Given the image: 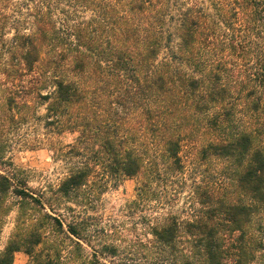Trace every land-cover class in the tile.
Here are the masks:
<instances>
[{
	"label": "trees",
	"instance_id": "1",
	"mask_svg": "<svg viewBox=\"0 0 264 264\" xmlns=\"http://www.w3.org/2000/svg\"><path fill=\"white\" fill-rule=\"evenodd\" d=\"M12 20L30 28L7 40ZM41 107L50 132L77 134L58 150L68 173L48 196L0 173V219L18 203L0 264H85L88 225L65 203L124 178L148 201L194 141L234 166L235 200L202 193L191 219L155 218L149 243L165 264H264V0H0V168Z\"/></svg>",
	"mask_w": 264,
	"mask_h": 264
},
{
	"label": "rangeland",
	"instance_id": "2",
	"mask_svg": "<svg viewBox=\"0 0 264 264\" xmlns=\"http://www.w3.org/2000/svg\"><path fill=\"white\" fill-rule=\"evenodd\" d=\"M12 22L5 29L7 40L13 36L15 26H19L21 32L30 28L24 21L20 20L18 24ZM242 70L248 74L240 76L238 81L248 79L251 73L247 68ZM44 115V107H41L36 118L20 126L6 154L8 165L1 167L0 173L8 175L16 171L18 178L26 181L27 189L36 194L46 192L48 196L49 188L57 186L68 173V161L59 155L58 150L74 143L77 134L57 135L55 131L50 132L45 126ZM255 126L264 131V112H261ZM260 138L264 146V136ZM200 146L201 143L196 141L186 145L181 153V172L157 178L152 184L155 195L148 201L135 202L140 180L124 178L89 188L77 204L65 203L74 210L75 217L85 220L88 225L85 240L80 242L81 249L78 251L85 258V264L90 261L94 264H165L163 255L149 243V226L154 224L155 218L174 215L180 219H191L199 210L197 202H200L202 193L213 194L216 199L219 195H227L235 200L228 180L234 166L217 158L204 157ZM16 201L11 196L5 200L9 210L6 209L0 219V252L15 229ZM64 208L61 207L60 211H65ZM63 242L65 257L76 246L69 239ZM27 261L22 252L14 255L13 264H26Z\"/></svg>",
	"mask_w": 264,
	"mask_h": 264
}]
</instances>
